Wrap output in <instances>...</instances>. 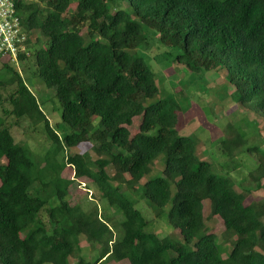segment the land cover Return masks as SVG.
<instances>
[{"label":"trees","instance_id":"1","mask_svg":"<svg viewBox=\"0 0 264 264\" xmlns=\"http://www.w3.org/2000/svg\"><path fill=\"white\" fill-rule=\"evenodd\" d=\"M13 1L27 35L17 63L53 91L61 120L52 126L19 70L3 63L0 99L14 82L11 112L41 122L50 147L33 154L0 116V264H264V195L247 201L252 186L237 189L222 164L215 170V159L197 155L196 134L177 126L191 97L161 93L152 66L176 63L198 79L219 68L233 89L216 93L264 118V0H128L112 12L108 0ZM85 142L95 159H64ZM215 145L226 160L252 157L247 174L264 187V137L249 141L227 124ZM66 165L72 178L61 175ZM79 177L90 179L106 211L69 203L68 185ZM204 203L220 232L208 226ZM141 204L178 235L153 230ZM81 242L94 250L90 258Z\"/></svg>","mask_w":264,"mask_h":264},{"label":"rangeland","instance_id":"2","mask_svg":"<svg viewBox=\"0 0 264 264\" xmlns=\"http://www.w3.org/2000/svg\"><path fill=\"white\" fill-rule=\"evenodd\" d=\"M116 2L122 3L123 7H127L128 5V0H108L111 12L115 8ZM74 5L75 3L69 4L67 10L72 11ZM154 43L155 44H153L149 50L151 57L152 54L161 51V49L156 46L157 42L154 41ZM151 59L152 61H156L153 57ZM3 63H10L15 69L19 70L25 83L35 94L42 109L48 116L49 123L55 127L57 121L60 119V110L58 111L59 103L57 105V102L59 101H56L53 91L45 87L40 76L31 74V69L28 67H22L6 57H0V71L3 70ZM152 66H154L155 71L158 72L156 81L161 93L182 89L183 94L191 97L192 104L187 111L183 112V115L181 113L177 126L184 133L196 134L198 140L197 155L210 160L215 159V170H220L218 164H222L225 170H229L230 176L235 182L237 189L245 185L252 186L253 190L247 197V201L251 198L263 196L264 187L259 189L254 188V181L247 174V170L253 167L254 159L247 154H240L231 160H226V158L217 151L215 143L220 135H223L225 132L226 125L234 123L238 124V127L244 132V135L248 137L249 141L264 137V118L256 115L254 112H247V110L238 106L230 98L226 96L220 97L219 93H216V89L218 88L221 90V87L225 84L229 91L233 89V87L226 82L223 70L219 68L207 71L201 79H198L190 75L185 67L176 63L166 68L160 67L158 63ZM3 78H6V76H3ZM183 80L185 85L181 83ZM199 83H201L203 87H201ZM14 88L15 83L11 82L5 89H1L0 116L4 117L5 124L8 126L16 142L27 144L33 154L42 157L49 149L50 141L43 132L41 122L33 124L27 117L17 118L15 114L11 112L13 105L9 102L7 97ZM140 120V116L134 117L132 123L128 125L131 134L138 131ZM204 149H207V152H204ZM77 152L87 153L92 159L97 157V154L91 146L85 142L78 144V147L67 148L64 152V159L67 154ZM60 159L61 153L58 155V160ZM161 164L160 158H156L154 167H160ZM61 175L66 178H72L74 175L72 166L66 165V167L61 170ZM262 180L264 181V179ZM68 193V201L71 205L79 204L82 208L88 209L96 204L99 207L100 213H103L105 210H103V208L107 207L105 201L97 197L94 185L88 177L74 178L73 182L68 185ZM94 195L98 199L93 197ZM140 207L142 211L152 219V214L144 204H141ZM203 208L208 226L216 233L220 232L223 229L221 219L217 216L208 215L206 203H204ZM151 224L152 229L160 235H164L168 232L178 235L176 229H169L164 219H159V221L153 220ZM80 239L83 240V236L80 237ZM81 243L83 245L81 253L84 254L85 257L90 258L95 253L94 250L90 246H87V244ZM107 264H128V262L127 260L109 261Z\"/></svg>","mask_w":264,"mask_h":264},{"label":"built area","instance_id":"3","mask_svg":"<svg viewBox=\"0 0 264 264\" xmlns=\"http://www.w3.org/2000/svg\"><path fill=\"white\" fill-rule=\"evenodd\" d=\"M26 37L14 1L0 0V57L17 64L18 54L24 51Z\"/></svg>","mask_w":264,"mask_h":264}]
</instances>
